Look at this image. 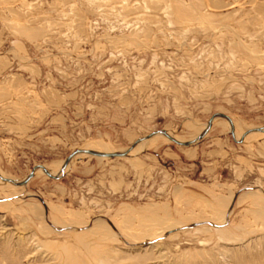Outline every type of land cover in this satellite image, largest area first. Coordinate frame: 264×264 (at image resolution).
Returning <instances> with one entry per match:
<instances>
[{
  "label": "rangeland",
  "instance_id": "obj_1",
  "mask_svg": "<svg viewBox=\"0 0 264 264\" xmlns=\"http://www.w3.org/2000/svg\"><path fill=\"white\" fill-rule=\"evenodd\" d=\"M218 114L264 127V0H0V176ZM229 130L0 181V264L263 263L264 135Z\"/></svg>",
  "mask_w": 264,
  "mask_h": 264
},
{
  "label": "water",
  "instance_id": "obj_2",
  "mask_svg": "<svg viewBox=\"0 0 264 264\" xmlns=\"http://www.w3.org/2000/svg\"><path fill=\"white\" fill-rule=\"evenodd\" d=\"M215 118H218V119L220 118V119H223V120L227 121L230 124V126L232 124L231 119L228 116H226L224 114H218V115H216L213 119H211L208 122L205 130L198 137L193 139L192 141L177 142L172 137H170L165 130H161V131L154 132V133H151V134L145 136L144 138L139 140L137 143H135L132 147H130L129 149H126L122 153H106V152H98V151H92V150H86V149H77L76 151L72 152L64 160L63 165L60 168L59 172H57L54 175H50L44 166L38 165V166L33 167L32 170L29 172V174L25 177V179L19 184H15L10 179L4 178L2 176H0V181H3L5 183H7L8 185H10L11 187H14V188H25L27 186V184L30 182V180L33 178V171L34 170H39L43 175H45L49 179L58 180V179H60V178H62V177H64L66 175L67 172H65V169L68 166V163L71 160H73L75 157H77V156H91V157L102 158V159H120V158H124V157L128 156V154L136 147L137 144L142 143L143 141H147V140L155 137L156 135H162L169 142H171L173 144H176L178 146L189 147V146H192V145L200 142L201 140H203L206 137V135L208 134V132L211 129L212 121ZM263 128L264 127L246 130L243 135L250 134V133H258V134H263L264 135V129ZM229 134L235 140L234 133L229 130Z\"/></svg>",
  "mask_w": 264,
  "mask_h": 264
},
{
  "label": "bare ground",
  "instance_id": "obj_3",
  "mask_svg": "<svg viewBox=\"0 0 264 264\" xmlns=\"http://www.w3.org/2000/svg\"><path fill=\"white\" fill-rule=\"evenodd\" d=\"M216 119V118H215ZM214 121V120H213ZM213 121H212V123H213ZM229 124V123H228ZM212 125V124H211ZM229 126H230V124H229ZM230 131H232L233 133H234V127H233V123L231 124V126H230ZM170 137H172L175 141H177V142H181V141H179V139H177V138H175L173 135H171V133H167ZM234 135H235V142H240V141H242L243 142V140L244 141H246L247 139H249V138H251V137H254L255 135H257V134H249V135H246V136H243V135H241V134H238V133H234ZM155 137H162L161 135H156ZM241 138V140H239ZM149 140H147V141H143V143H147ZM138 148V147H137ZM137 148L135 149V151L137 150ZM107 153V152H106ZM108 153H110V152H108ZM133 153L134 152H132V153H129L128 154V156H130V155H133ZM77 157H79V156H77ZM77 157H75V158H77ZM74 158V159H75ZM74 159L73 160H71L69 163H68V166L66 167V169H65V172H66V170H67V168L72 164V162L74 161ZM47 170V169H46ZM48 171V173L50 174V175H54V174H52L49 170H47ZM59 172V171H58ZM37 173H41L39 170H34L33 171V178L36 176V174ZM32 178V179H33ZM31 179V180H32ZM24 180V179H23ZM22 180V181H23ZM30 180V181H31ZM12 181V180H11ZM22 181H19V182H17V181H12L13 183H15V184H19V183H21ZM5 183V182H4ZM264 213V212H263ZM262 259V258H261ZM260 261V260H259ZM238 264H264V262L262 263V262H256L255 260H241V261H239L238 262Z\"/></svg>",
  "mask_w": 264,
  "mask_h": 264
}]
</instances>
